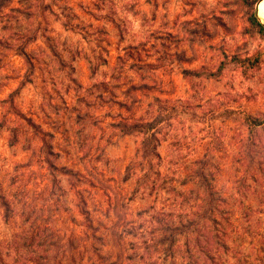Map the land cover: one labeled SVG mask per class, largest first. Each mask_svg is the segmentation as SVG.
I'll return each mask as SVG.
<instances>
[{
    "label": "rangeland",
    "instance_id": "1",
    "mask_svg": "<svg viewBox=\"0 0 264 264\" xmlns=\"http://www.w3.org/2000/svg\"><path fill=\"white\" fill-rule=\"evenodd\" d=\"M252 1L0 0V264L123 260L158 214L197 207L188 172L206 149L221 195L264 233V176H244L236 154L241 118L264 114ZM159 104L172 107L159 157L126 177L143 136L112 123Z\"/></svg>",
    "mask_w": 264,
    "mask_h": 264
},
{
    "label": "trees",
    "instance_id": "2",
    "mask_svg": "<svg viewBox=\"0 0 264 264\" xmlns=\"http://www.w3.org/2000/svg\"><path fill=\"white\" fill-rule=\"evenodd\" d=\"M254 2L255 0L252 1V7L250 6L247 13V21L250 28L264 38V23L253 9ZM237 61L241 64L254 65L258 57L237 58ZM161 111L169 113L172 107L169 109L159 104L158 113L151 120L132 122L121 120L112 123L124 134L138 133L143 136L136 151L137 160L127 167L126 177L131 176L136 168L149 167L153 160L159 157L158 134L161 127L170 119L169 114L165 115ZM241 121L247 132L246 138L243 132L238 141L239 147L236 153L239 156L238 162L245 166L244 176L255 178L256 173L262 177L264 167L261 163L264 161L259 158L256 160V156L260 152L259 148L264 147L262 144L264 140L258 137L257 131L264 126V114L262 116L244 114ZM211 152L206 149L203 158L197 159L188 172V181L197 189L195 209L185 210L177 215L161 212L154 219L155 225L151 226L148 237L138 247L139 251L133 249L124 256L123 260L109 262L107 260L110 256L96 251V260L91 264H127V262L128 264H131L130 262L162 264L159 261L164 262L167 258L176 256L195 259L194 264L199 260V264H224L229 259H233L234 264H250L254 255L256 257L254 259L262 260L264 233L258 237L255 230L247 223L252 209H232L233 206L229 205L228 198L221 195L212 171L213 165L208 160ZM262 158L264 159V156ZM262 202L264 204V198ZM94 237L97 240L101 239L98 236Z\"/></svg>",
    "mask_w": 264,
    "mask_h": 264
},
{
    "label": "bare ground",
    "instance_id": "3",
    "mask_svg": "<svg viewBox=\"0 0 264 264\" xmlns=\"http://www.w3.org/2000/svg\"><path fill=\"white\" fill-rule=\"evenodd\" d=\"M256 9H257L258 15L260 16V18L264 22V0H260L257 3Z\"/></svg>",
    "mask_w": 264,
    "mask_h": 264
},
{
    "label": "water",
    "instance_id": "4",
    "mask_svg": "<svg viewBox=\"0 0 264 264\" xmlns=\"http://www.w3.org/2000/svg\"><path fill=\"white\" fill-rule=\"evenodd\" d=\"M256 13H257V15H258V12H257V9H256ZM258 17L260 18V16L258 15ZM264 23V22H263Z\"/></svg>",
    "mask_w": 264,
    "mask_h": 264
}]
</instances>
